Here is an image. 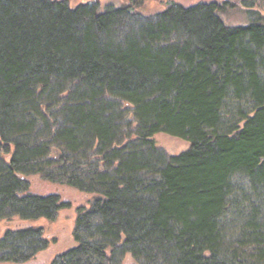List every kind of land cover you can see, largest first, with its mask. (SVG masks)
I'll return each instance as SVG.
<instances>
[{
	"label": "trees",
	"instance_id": "16d2710c",
	"mask_svg": "<svg viewBox=\"0 0 264 264\" xmlns=\"http://www.w3.org/2000/svg\"><path fill=\"white\" fill-rule=\"evenodd\" d=\"M129 1L0 0V264H264V3Z\"/></svg>",
	"mask_w": 264,
	"mask_h": 264
},
{
	"label": "rangeland",
	"instance_id": "374dc122",
	"mask_svg": "<svg viewBox=\"0 0 264 264\" xmlns=\"http://www.w3.org/2000/svg\"><path fill=\"white\" fill-rule=\"evenodd\" d=\"M71 7H76L78 5L84 4H95L98 6L100 12L105 11L109 7L120 8L129 4V0H67ZM264 3V0H261ZM222 3L223 0H143V6L139 9V12L144 16H154L159 12L165 10L172 3L179 4L183 7H192L198 4L206 3ZM222 21L228 26H236L239 23H247L246 15L239 9H233L227 13H220ZM159 152L163 156L176 155L180 152L187 150L190 146V142L186 139H177L166 134L160 133L154 137ZM79 201V200H78ZM84 202V201H83ZM78 203L73 204V208ZM69 208L67 210H62L59 213L58 218L54 222H48L45 220H40L35 222V226H41L44 229V234L48 239L55 238L56 244L49 245V251H44L38 254L33 262H28L25 264H47L51 258H53L57 252H62L72 246L75 242L72 240L71 230L72 223L75 217L74 209ZM3 224L0 223V234L2 231ZM129 260H125L124 264H130ZM132 264V263H131Z\"/></svg>",
	"mask_w": 264,
	"mask_h": 264
}]
</instances>
